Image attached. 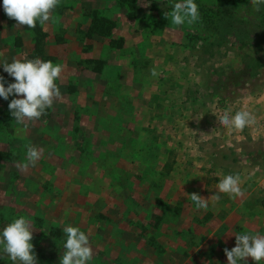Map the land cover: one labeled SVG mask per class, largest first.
I'll use <instances>...</instances> for the list:
<instances>
[{"label": "rangeland", "instance_id": "obj_1", "mask_svg": "<svg viewBox=\"0 0 264 264\" xmlns=\"http://www.w3.org/2000/svg\"><path fill=\"white\" fill-rule=\"evenodd\" d=\"M0 264H264V0H0Z\"/></svg>", "mask_w": 264, "mask_h": 264}]
</instances>
